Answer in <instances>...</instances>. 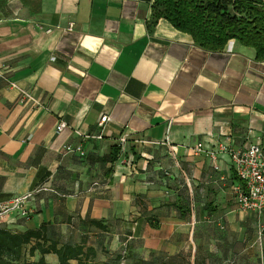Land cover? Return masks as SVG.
Segmentation results:
<instances>
[{"label": "crops", "instance_id": "0c3cea01", "mask_svg": "<svg viewBox=\"0 0 264 264\" xmlns=\"http://www.w3.org/2000/svg\"><path fill=\"white\" fill-rule=\"evenodd\" d=\"M152 3L0 0V203L23 197L30 212L0 211V225L46 224L98 263L259 264L229 156L193 147L264 150V60L234 40L201 49L163 18L150 27Z\"/></svg>", "mask_w": 264, "mask_h": 264}, {"label": "trees", "instance_id": "16d2710c", "mask_svg": "<svg viewBox=\"0 0 264 264\" xmlns=\"http://www.w3.org/2000/svg\"><path fill=\"white\" fill-rule=\"evenodd\" d=\"M191 36L193 43L206 51L218 52L230 40L251 47L255 58L264 60V3L261 0H153L150 27L159 19ZM107 161L113 163L120 149L110 146ZM93 225L104 229L97 221ZM47 255H54L57 264L98 263L92 247L82 243L62 242L46 224L23 232L0 225V264H50Z\"/></svg>", "mask_w": 264, "mask_h": 264}, {"label": "built area", "instance_id": "2783aa9c", "mask_svg": "<svg viewBox=\"0 0 264 264\" xmlns=\"http://www.w3.org/2000/svg\"><path fill=\"white\" fill-rule=\"evenodd\" d=\"M1 75V71H0ZM13 86H15L12 83ZM26 99H31L29 92L20 90L19 101L23 103ZM110 118L107 115H101L97 121L98 127L102 130L105 123ZM65 127L64 122H59L56 126V132L61 131ZM96 139H101L102 135L96 134L93 136ZM127 139L120 137L117 140V145L120 152L126 148ZM170 152H175V146L169 144ZM65 154H74L78 157L84 156V150L80 144H65L62 147ZM194 154L206 153L214 162L217 159L219 152L229 156L235 175L239 183L235 186L233 193L235 196L236 207L243 213H248L256 220L255 242L259 247L260 256L259 264H264V150L258 145L252 144L242 148H231L227 145L220 144L218 151L205 149L201 142H198L193 147ZM186 183H189V178L184 175ZM0 211H15L21 218L27 219L30 212L25 207V199L23 197H13L7 202L0 203Z\"/></svg>", "mask_w": 264, "mask_h": 264}, {"label": "rangeland", "instance_id": "374dc122", "mask_svg": "<svg viewBox=\"0 0 264 264\" xmlns=\"http://www.w3.org/2000/svg\"><path fill=\"white\" fill-rule=\"evenodd\" d=\"M262 1V3H264V0H261ZM252 234H253V232H252ZM54 259H55V257H54Z\"/></svg>", "mask_w": 264, "mask_h": 264}]
</instances>
